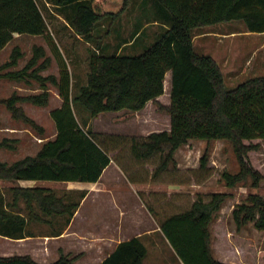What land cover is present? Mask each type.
<instances>
[{
    "label": "trees",
    "instance_id": "trees-1",
    "mask_svg": "<svg viewBox=\"0 0 264 264\" xmlns=\"http://www.w3.org/2000/svg\"><path fill=\"white\" fill-rule=\"evenodd\" d=\"M149 0H143L142 3ZM155 1V2H154ZM152 7L163 18L162 32L154 43L137 55L117 53L133 47L142 35L143 26L135 28L128 38L114 45L112 52L102 45L99 34L128 10L133 0H45L51 5L67 28L88 44L93 43L99 54L91 52L85 84L72 96V76L56 44L50 38L47 23L37 0H0V51L15 36L43 37L51 56L42 46L32 47V56L20 70L17 67L23 53L12 49L9 59L0 65V81L38 85L39 93L19 95L13 92L0 98V106L11 120L22 123L40 139L45 129L25 114L23 104L44 108L48 106L49 86L57 90L61 106L50 111L56 130L52 140L44 141L33 156L11 164L0 161V181L17 184L20 181H49L58 183L98 182L110 164L104 151L84 132L74 114V105L83 107L92 118L102 113L143 110L164 93V80L170 73L168 131L151 133L145 142L132 145L138 159H148L168 146V152L157 171L175 166L174 155L189 141L205 142L200 168L207 164L211 143L229 144L238 171H224L221 179L226 189L250 180L256 189L264 176L252 167L250 152L264 144V75L249 78L234 88L225 87L218 64L194 49V32L220 23L241 22L248 33H264V0H154ZM153 23H157L154 20ZM131 42L130 46L128 43ZM55 60L58 73L42 76ZM259 141L258 143H253ZM17 140L3 139L0 149L15 151ZM10 201L0 190V236L18 240L26 237L27 221L45 216H65L69 220L78 207L77 202H65L46 188H9ZM228 192H216L208 202L195 201L190 209L171 215L159 223V233L181 264H225L212 256L210 225L225 201ZM23 202L26 218L16 212ZM232 219L240 229L252 223L264 231V198L249 194L245 202L236 205ZM28 236V235H27ZM147 248L136 237L117 245L101 264H143ZM0 264H37L30 256L0 257ZM52 264H74V258L63 254Z\"/></svg>",
    "mask_w": 264,
    "mask_h": 264
},
{
    "label": "rangeland",
    "instance_id": "rangeland-1",
    "mask_svg": "<svg viewBox=\"0 0 264 264\" xmlns=\"http://www.w3.org/2000/svg\"><path fill=\"white\" fill-rule=\"evenodd\" d=\"M142 2L143 0H133L128 10L112 25L110 30L107 29V24L103 26L99 34H105V31L108 30L109 33L102 36L101 39L102 45L108 46V52H112L114 45L120 43L122 39L128 38L129 34L137 27L143 26L142 35L136 44L131 48L123 46L117 53L137 55L154 43L155 35L162 32L161 27L164 20L161 15L158 18V12H156V8L152 7L151 0ZM37 4L47 23L49 35L55 37L67 63L72 76L71 95L74 96L79 87L86 82L91 52H95L96 55L100 52L93 43L88 44L80 37L75 36L51 5L45 3V0H37ZM154 20L157 23H153ZM193 44L198 54L210 56L215 60L222 71L227 89L234 88L249 78L264 75V33H248L241 22L220 23L198 29L194 32ZM42 45H47L43 37L15 36L0 51V65L8 61L13 48L19 47L23 58L20 59L17 67L11 70H20L32 56V47ZM48 56L50 57V55ZM53 73H58L55 60L42 75L47 76ZM33 87L38 88V85L34 83ZM51 89L53 90V88ZM33 91L27 88L24 83L0 81V98H7L13 92L25 96L33 94ZM169 91L170 73L168 72L164 80L163 95L157 101L150 102L139 112L102 113L92 118L83 107L78 104L74 105L75 118L80 128L89 133L111 159L109 167L105 169L101 179L102 186H104L102 189L106 190V187L112 185L111 182H118L112 189L128 190L124 194L116 193L123 199L119 205L123 210V213L120 214L119 228L130 234L151 231L148 237H144L148 252L143 264H181L175 259L161 233L156 231L159 230V223L171 215L187 211L197 200L208 202L213 193L228 192L229 198L209 227L212 256L225 264H264V231H257L252 223L237 229L232 219L234 207L245 202L249 194H258L264 198V183L260 182L256 189H252L249 185L250 180H248L244 184L236 185L233 189H226L221 174L224 171L230 173L238 171L229 144L221 141L211 143L207 164L203 168H200V157L206 143L201 141H189L180 147L174 155L176 165H170L165 171L157 170L165 159L168 146H163L159 152L148 159H138L132 153L133 144L145 142L151 133L169 130L170 120L167 114ZM22 106L25 114L45 129V138L40 140L24 124L13 122L5 108L0 106V142L5 138L17 140L13 144L15 151L0 149V161L7 164L26 156L35 155L42 143L52 140L56 134L54 123L48 114L57 106L51 93L48 106L44 108L30 104ZM258 142L254 141L253 143ZM248 160L252 167L264 176L263 143H260L257 151L248 154ZM29 182H39L38 186L43 188L52 187L55 189L52 191L57 197H70V200L73 201L79 200L78 193L84 192L65 190V186H60L77 183ZM128 182L134 184L131 183L130 187ZM9 186V184L0 183V190L6 195ZM89 195L81 211L85 216L87 215L88 219L86 218L84 224H80L79 227L90 233L99 228L96 221L97 215H91V213L103 211L101 207L106 205V202L104 201L105 196L100 193L101 200L104 201L103 204L98 208L91 207L96 204L92 201H97L98 193L90 192ZM22 211L26 214L24 206ZM110 211L109 207L108 212ZM103 220L106 221V216ZM108 223H111L112 229L116 225L114 219ZM34 224L39 225L36 222ZM76 227L78 226L76 225ZM110 227L109 230L106 229L107 232L112 231Z\"/></svg>",
    "mask_w": 264,
    "mask_h": 264
},
{
    "label": "crops",
    "instance_id": "crops-1",
    "mask_svg": "<svg viewBox=\"0 0 264 264\" xmlns=\"http://www.w3.org/2000/svg\"><path fill=\"white\" fill-rule=\"evenodd\" d=\"M50 38L56 44L60 54L64 59V56L57 45L55 37H51L50 34ZM130 44L131 42L128 43V46H130ZM42 47L46 50L47 54L51 56V52L49 51L48 45H42ZM53 75H57V74L53 73ZM15 83L20 84L17 82ZM33 84L26 86L27 88L34 90L33 94L39 93L40 89L33 87ZM51 88H53V90ZM18 89L21 88L18 87ZM49 91L52 95L53 101L57 103V106L55 108L60 107L61 99L58 96L57 90L54 87L49 86ZM149 103H147L146 106ZM102 176L100 177L98 182L94 184L77 183L71 185H66V184L60 185V186H65V190L66 189L74 190V192H76V190L84 191L82 193L80 192L81 194L78 193L79 200L77 201L70 200L69 196H68L69 198L66 197L63 198L66 202L78 203V207L74 212V214L72 215V217L69 220H67L65 216H45V215H41L36 210V213L40 216L42 221L28 220L26 226V237L24 239L13 240L0 236V257L27 255L30 256L31 259L37 264H52L59 259L61 254H63L65 256H68L69 258H74V264H101L104 259H106L109 255H111L114 252L117 245L121 242L139 237L143 241L144 245L147 246L144 237H148L151 231L144 233L138 232V233L130 234L122 231V229L119 228L120 227L119 221L121 216L120 214L121 212L123 213V210L119 207V205L121 204L123 199L122 196L119 197L118 195H116V193L121 194L122 192V194H124L128 192V190L120 191V190L112 189L115 188V185L118 182H111L112 183L111 186H109L108 188L105 186L106 190L102 189L104 188L101 182ZM0 183L10 185L7 189V194H6V199L9 201H10V197H9L10 194L8 190L9 188L14 187L16 185L25 188H34V187L43 188L38 186L39 182H17V184H12L8 182H0ZM131 183L128 182V186L131 187L134 184L132 183L131 185ZM46 189H50L53 191L55 190L52 189V187ZM90 192L98 193V197L96 198L97 201L95 200L92 201L95 202L96 204L91 205V207L94 208L101 207L104 201L106 202V205H103L101 207L103 208V211L99 210L91 213V215L94 214L97 215L96 221L99 224V228L94 229L95 231L89 233L87 230H83L82 228H80L79 225L82 223L84 224L85 219L86 218L88 219L87 215L85 216V214L82 213L81 211L85 205L84 203L87 201L88 197L90 196L89 195ZM100 193L105 196L106 200L105 199L104 201L101 200L102 197L101 195H99ZM23 206H24L23 202H19L18 208L15 210L18 214L26 218L27 212L26 214L23 213L22 211ZM108 206L110 207L111 210L110 212H108V208H109ZM117 210L120 212H118ZM104 216H106V221L103 220ZM111 219H114L116 222V225L115 227H113V229L110 227L111 223H108L111 222ZM34 222H36L39 225H35ZM76 225L78 227H76ZM109 227L112 229V231L107 232L106 229L109 230ZM101 229H103V231L105 230L106 232L100 231ZM113 231L115 232L112 233Z\"/></svg>",
    "mask_w": 264,
    "mask_h": 264
}]
</instances>
